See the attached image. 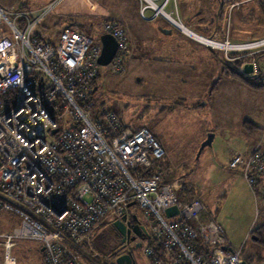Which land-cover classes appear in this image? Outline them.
Wrapping results in <instances>:
<instances>
[{"label":"built area","instance_id":"obj_1","mask_svg":"<svg viewBox=\"0 0 264 264\" xmlns=\"http://www.w3.org/2000/svg\"><path fill=\"white\" fill-rule=\"evenodd\" d=\"M141 1L144 18L150 10L154 19L181 27L173 10H166L173 0ZM12 16L0 4V213L19 218L0 234L4 264H17L13 248L28 240L44 248L48 264H81L66 242L88 241L115 220L130 223L132 206L142 209L146 221L138 224L149 232V264H242L240 250L227 246L223 227L203 200L179 201L178 182L155 167L165 150L147 127L132 128L111 110L92 115L101 44L75 25L53 43L35 31L43 14ZM99 29L117 41L111 69L124 72L125 29L114 19ZM205 42L225 53L248 49L217 38ZM228 59L235 64L238 57ZM235 66L246 77L255 75ZM228 168H240L253 189L264 176V150L234 153ZM172 206L178 213L169 217L165 211Z\"/></svg>","mask_w":264,"mask_h":264},{"label":"rangeland","instance_id":"obj_2","mask_svg":"<svg viewBox=\"0 0 264 264\" xmlns=\"http://www.w3.org/2000/svg\"><path fill=\"white\" fill-rule=\"evenodd\" d=\"M173 1L166 8L168 12H171ZM49 2L50 0H0V4L5 8L6 14L11 18H13L12 14H17L21 11L30 12V16L34 19L43 14L35 27V31L44 35L47 39H51L54 43L59 40L62 30L66 26L71 25L84 29L94 38L95 43H99V27L101 23L107 19H120L124 23H120V25L124 29L126 28L129 38V49L123 56L125 70L124 72H114L109 64L98 65V77L94 84L97 90L92 96V115L94 116L102 110H111L120 115L125 123L131 126H145L153 131L165 150L164 157L158 161L155 167L163 172L166 179L178 182L175 192L179 201L186 202L194 195L207 193L210 194V199L209 202H206L212 207L213 214L215 213V206L217 211L227 218L233 213V205L237 202L236 213L232 216L231 222L239 218L242 211H246V208L244 210L241 209V204L242 202L245 204L248 201L250 202V196L247 195L246 191L242 192V187L238 182L231 188L225 186L230 174H225L216 167L219 158L222 159L225 154H209L213 144L206 146L199 156L198 151L208 133H213L211 131L205 133V129L210 130L214 128L215 124L219 125L222 122L227 124L230 122L234 123L235 117L247 116L248 120L264 128V90H257L245 85H236L232 89L231 87L228 88L230 95L221 89L218 95L210 99L207 94L201 96L206 87L202 80H197V84L195 82L185 87H180L177 81H169L171 94L165 92L162 95L157 85L154 86L152 83L150 55H152L153 51L151 50L152 35L156 34L155 23L152 22L154 17L150 10H146L145 16L147 18L142 16L140 13V7L143 5L141 0H59L60 3L56 2L51 9L44 11ZM232 5L235 7L236 3H232L229 6L230 10L234 8ZM173 13L172 16L178 22L182 24V20L185 22L182 16L179 17ZM162 18V16H157L155 18L156 22L162 21ZM3 27H0V37H2ZM175 27L184 31L182 27ZM225 40L229 39L226 37ZM263 40L264 37L254 38L245 43H255ZM229 43L242 44L231 42L230 40ZM214 50L218 51L219 49L214 48ZM220 51L222 52L223 50ZM235 52L239 54L236 56L238 58L250 56V59L245 60L241 67H244L245 64H256L254 59H251V56L260 54L264 57V43H258L248 47V49L228 51L226 52L228 54L224 52V56L230 65L233 64V61L230 62L228 58L234 57L232 53ZM252 73L256 74L255 71ZM163 82L167 84V80H163ZM158 94L162 96H158ZM177 96L179 97L177 98ZM180 97L184 103H182ZM205 103L207 104L205 105ZM202 104L204 105L201 106ZM223 104L227 105L228 112L222 108ZM260 132L258 131L256 134L258 138L261 136ZM205 134L206 137L203 139ZM234 145L238 146L236 143ZM214 146L218 150H226L223 147V143L217 139L214 142ZM215 159L218 160L215 162ZM213 167L214 170H211ZM225 170L228 173L232 169L228 168ZM238 171L241 178H244L249 188L248 194H250L251 187L247 179L240 169ZM187 189L188 191L186 192ZM237 197H239V201ZM255 207H257V212L258 210L260 211V218H258L257 214L254 224L255 227H258L264 216V203L259 193ZM135 209V206L130 208L131 211H135ZM208 209L212 211L211 208L208 207ZM137 212L140 220L146 223L142 216V209H137ZM216 221L220 224L217 219ZM18 223V217L12 212L4 211L0 213V234L9 232ZM109 226L110 223H106L103 226L104 229L92 232L89 240L83 242L85 252L95 258V264H100V262L101 264H112L113 257L111 255L121 250L118 248V242L115 240V232L113 233V231H109L111 235V240L108 243L109 249L106 250L107 247L103 250L99 248L101 234L103 232L106 233ZM2 241L3 239L0 238V264H4ZM21 242L23 244H17L13 248L17 264H45L43 262L44 256L41 255L40 246L36 241ZM31 245H35V248ZM90 246L94 247V252H91ZM255 247V241L249 238L245 242L242 258H247L248 260L247 254L252 252ZM135 257L137 264H149L144 254V249L135 253ZM78 260L81 264L82 262L83 264H89L90 258L85 255L82 258L78 257ZM250 264H264L263 251L259 252L255 260Z\"/></svg>","mask_w":264,"mask_h":264},{"label":"crops","instance_id":"obj_3","mask_svg":"<svg viewBox=\"0 0 264 264\" xmlns=\"http://www.w3.org/2000/svg\"><path fill=\"white\" fill-rule=\"evenodd\" d=\"M52 1L53 0H50V2ZM232 3H236V6L230 10L229 6ZM134 10L136 11V9ZM171 10H173L177 16H182L184 18L185 22L182 20L183 24L180 23L182 26H185L202 38L210 36L209 38L213 37L218 38L219 40H225L227 37L231 42L242 43L241 45H243L249 44L245 42H249L250 39L253 40L254 38L264 37V6L259 0H174L171 5ZM112 19L124 24L120 19ZM162 19L163 20L159 22H156V19H154L155 21L152 19V22L155 23L156 34L152 35L151 50L153 51L152 55H150L152 63V83L154 86L157 85V88L162 95L165 94V92L171 94L169 91V81H177L180 87H185L189 84L191 85V83L196 82L195 84H197V80H202L206 87L201 96L207 94L210 99H212L213 96L218 95L221 89H223V92L226 94L229 93L230 95L229 87H231V89L236 85H245L248 87L247 84L233 77L229 73L228 66L224 63L226 57L224 56L223 51H215L214 48L205 41L195 38L185 30H180L164 18ZM260 60L261 63H264V57L260 58ZM235 65L236 64L234 63L232 64V66ZM256 70L255 66V72ZM163 80H167V84H164ZM162 95L158 94V96ZM178 97L179 96H177V98ZM181 100L182 103H184L182 98ZM206 104L207 103H205V105ZM203 105L204 104L201 106ZM222 108L228 112L227 105L223 104ZM246 119L249 118L247 116L239 118L235 117L234 123L230 122L227 124L226 122H222L219 125L215 124L214 128H211L210 130L205 129V133L207 131L214 133L212 141L213 147L209 154H225V157L223 156L222 159H215V162L218 160L216 167L225 174H230L225 186L231 188L236 182H238L242 187V192L246 191L247 195L250 196V202L248 201L246 204L242 202L241 204V209L244 210L246 208V211H242L241 216L232 222L231 218L236 213L237 202L233 205V213L227 218L220 214L214 206L215 218L225 230L228 247L240 250L241 256L245 248V242L249 238H252L253 241H255L256 247L252 252L247 254L248 260L241 256L243 261L250 264L255 260L256 255L259 252L263 251L264 255V245L260 244L257 237L254 235V230L257 228L254 226L257 214L258 218H260V211L258 210L257 212V207H255V205H257L258 193L264 203V176L259 178L258 183L254 186L253 190L250 188V194H248L249 188L244 178H241L239 175L238 169L231 170L228 173L225 170L228 169V160L232 154L241 153L247 155L253 152L257 147L264 150L263 130H260V138L256 136L257 132L252 134L246 132L243 127V121ZM259 127L262 128L261 126ZM151 132L155 136V133L153 131ZM205 137L206 134L203 139ZM216 139L223 143V147H225L226 150H218V148L214 146ZM235 143L238 144V146H235ZM211 170H214V167ZM187 191L188 189L186 192ZM209 195L210 194L202 193V195L197 194L191 198L200 196L206 206L212 210V207L207 203L210 199ZM239 197H237L238 201ZM262 218V222L259 226L264 225V216ZM66 243L68 249L76 254L77 257L82 258L86 255L90 258V261H88L89 264L96 263L95 258L89 256V254L85 252V245L83 242L75 244L68 241ZM18 244L23 243L19 242ZM35 245L31 246L35 248ZM142 249H144V246H142ZM90 250L91 252H94V247L90 246ZM140 250H137L135 253ZM40 252L43 256L44 253L41 247ZM146 258L149 263L147 256Z\"/></svg>","mask_w":264,"mask_h":264},{"label":"water","instance_id":"obj_4","mask_svg":"<svg viewBox=\"0 0 264 264\" xmlns=\"http://www.w3.org/2000/svg\"><path fill=\"white\" fill-rule=\"evenodd\" d=\"M99 42L102 45V52L98 59V64L108 65L110 64V62L117 53V41L110 34H101L99 36ZM254 70H255V65L252 63L245 64L243 67V71L248 74L254 72ZM213 138H214V133H208L206 139L202 142L199 148L198 156L206 146H210L212 144ZM165 213L169 217L173 216L178 213V208L177 206H172L166 209ZM134 218L136 219L137 216L135 215ZM112 228L115 230V233L118 234V237L121 238L120 239L121 243H125L127 237L131 234L132 231L136 233V235H142L143 232L145 236H149L147 230L143 228V226L140 227L138 223L134 226L129 222L125 224L122 220H115L112 223ZM132 239L134 240V237ZM121 247L123 248L124 246L122 245ZM43 250L44 248H42V251ZM111 256L114 258L115 254H112ZM112 264H137V262L134 256L130 252H127L116 256V258L113 259ZM242 264H247V263L243 261Z\"/></svg>","mask_w":264,"mask_h":264},{"label":"trees","instance_id":"obj_5","mask_svg":"<svg viewBox=\"0 0 264 264\" xmlns=\"http://www.w3.org/2000/svg\"><path fill=\"white\" fill-rule=\"evenodd\" d=\"M261 4H263L264 6V0H259ZM21 25H23L25 22L23 20H20L19 21ZM73 26V25H71ZM126 32V30H125ZM127 34V33H126ZM4 34H2L3 36ZM1 38V37H0ZM127 39H128V49H129V38H128V35H127ZM51 40V39H50ZM99 42V41H98ZM100 43V42H99ZM128 51V50H127ZM239 54L238 53H232V56L236 57L238 56ZM253 56V55H252ZM251 56V59H254V62L256 63V74L251 76V77H246L244 76L241 72H239L237 69H236V66H232L229 64V62L227 60L224 59V63L226 64V66H228V69H229V73L239 79L240 81L244 82L245 84H247L249 87L251 88H254V89H257V90H264V63H261V61L259 60L260 57H262L260 54H255V56L252 57ZM250 59V56H243V57H239L237 59V61L235 62V64L237 66H240L244 63L245 60H248ZM98 77V74L96 76V78ZM96 78L93 79L92 83H93V86L96 82ZM96 89L94 90V92L92 93L91 97H90V100L93 101L92 99V96L93 94L96 92L97 90V87L94 86ZM120 117V115H119ZM122 119V118H121ZM123 120V119H122ZM124 121V120H123ZM125 122V121H124ZM127 124V123H126ZM129 125V124H127ZM131 126V125H129ZM132 128H139L141 127L140 125L139 126H131ZM243 127L245 129L246 132L252 134V133H256L258 131H262L264 132V129L260 128L258 125H256L254 122H252L251 120H244L243 121ZM150 130V129H149ZM156 138V136H154ZM157 139V138H156ZM158 140V139H157ZM159 141V140H158ZM160 142V141H159ZM161 144V143H160ZM109 231H113V233L115 232V230L112 228V226H109V229L106 230V233L103 232L101 235V243L99 244V248H101V250L105 249L106 247V250L109 249L108 247V243L109 241L111 240V235L109 233ZM254 235L257 237L258 239V242L262 245H264V225L263 226H259L257 227L255 230H254ZM150 242H152V240H149ZM42 249V248H41ZM44 253V252H43ZM44 256V255H43ZM43 262L45 264H48L45 260V256L43 258Z\"/></svg>","mask_w":264,"mask_h":264},{"label":"flooded vegetation","instance_id":"obj_6","mask_svg":"<svg viewBox=\"0 0 264 264\" xmlns=\"http://www.w3.org/2000/svg\"><path fill=\"white\" fill-rule=\"evenodd\" d=\"M137 209L140 210L138 207H136L135 211H133V217L136 215L137 218H131L130 219V223L132 225H136L137 223H140L141 220H140V217L138 215V212H137ZM143 226V225H142ZM146 230L147 228L145 226H143ZM148 232V230H147ZM149 234V232H148ZM115 235V240L118 242L117 245H118V248H121V250H119L118 253L115 254L114 258H116V256L120 255V254H124V253H127V252H130L134 258L136 259L135 257V252L137 250H140L142 249V246H144L147 242V240L149 239L148 236H145V234H143L142 232V235H136V233H134L133 231L131 232V234L127 237L125 243H121V238L118 237V234H114ZM134 237V240L132 239ZM116 245V244H115ZM124 246L123 248L121 246ZM113 258V259H114Z\"/></svg>","mask_w":264,"mask_h":264},{"label":"bare ground","instance_id":"obj_7","mask_svg":"<svg viewBox=\"0 0 264 264\" xmlns=\"http://www.w3.org/2000/svg\"><path fill=\"white\" fill-rule=\"evenodd\" d=\"M180 25H181V27H182L187 33H189V34L195 36V38H197V39H200V40L205 41V38H202L201 36L195 34V33L192 32L190 29L186 28L185 26H182V24H180ZM258 43H264V41H260V42H256V43H251V44L249 43V44H243V45H235L234 47H238V48H244V47H246V48H248V47H252V46H254V45L258 44ZM226 47H227V46H226ZM11 263H12V262H11ZM12 264H13V263H12Z\"/></svg>","mask_w":264,"mask_h":264},{"label":"clouds","instance_id":"obj_8","mask_svg":"<svg viewBox=\"0 0 264 264\" xmlns=\"http://www.w3.org/2000/svg\"><path fill=\"white\" fill-rule=\"evenodd\" d=\"M100 36V35H99ZM195 37V36H194ZM256 66V64H254ZM255 71V70H254ZM240 72V71H239Z\"/></svg>","mask_w":264,"mask_h":264}]
</instances>
